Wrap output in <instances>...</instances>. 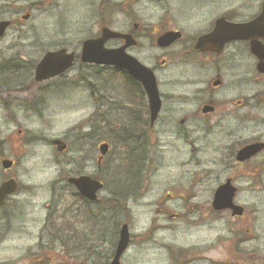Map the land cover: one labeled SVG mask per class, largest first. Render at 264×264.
<instances>
[{"label":"rangeland","instance_id":"1","mask_svg":"<svg viewBox=\"0 0 264 264\" xmlns=\"http://www.w3.org/2000/svg\"><path fill=\"white\" fill-rule=\"evenodd\" d=\"M237 1H242L236 4L243 5L246 16L255 14L262 2ZM104 3L108 5L103 8ZM27 11L30 17L25 20L23 16ZM202 15L205 13L201 11L190 14L188 0H132L131 3L124 0H0V20H14L5 37L0 39V68L6 62L20 63L23 67L19 74L9 71L0 75V183L11 177L20 183L19 192L0 208V264L110 262L115 250L112 252L115 234L102 236L96 230L107 218L97 221L96 215L86 213L82 204L74 201L66 178L77 175V171L98 175L105 184L99 194L100 200H104L115 189V177L117 181H125L126 176H130L131 180L137 172V167L131 165L126 170L128 175L122 174L130 149L108 135L113 123L120 128L131 123L127 114L113 108L110 117L112 103L126 108L130 104V100L124 98L122 74L112 67L77 61L65 74L40 83L34 79V68L42 55L62 47L79 54L82 42L100 35L104 25L125 31L136 21L149 29L142 39L140 56L154 63L161 61L163 55L154 45L156 30L177 27L188 37L200 26ZM107 46L111 47L112 42ZM161 77L166 97L174 95L167 101L177 108V118L189 114L188 86L181 82L188 80L187 71L184 70L181 78L178 69H166ZM253 92L256 91L251 85L244 87V95ZM12 99L22 106L14 105L9 109L5 102ZM90 117L93 121L83 128L87 138L82 142L79 137L82 130L75 126L89 123ZM162 117L168 118L165 112ZM170 122L174 123L167 119L166 127H172ZM250 123L243 127L245 132L264 133V126ZM88 133L93 135L91 140ZM166 134L160 135V139L172 142L167 144L170 146L167 157L163 158L158 150L145 157L149 162L144 177L139 176L135 196L127 200L126 212L118 210L119 220L129 222L133 237L121 262L184 264L192 257L194 263L187 264H218L216 261L222 259L224 249L216 243L208 253L207 231L188 226L193 218L188 213L205 208L210 188L223 177L221 166L209 162L216 159L218 153L196 152L194 158L179 141L171 139L176 135L174 130ZM100 138L111 148L105 163L97 167ZM53 139L68 143V149L59 152L51 142ZM192 158L196 162L189 164ZM4 159L15 160L16 164L5 170L1 165ZM136 160L133 157V161ZM51 204L52 211L56 212L52 217H63L64 242L61 245L65 246L52 244L40 261L41 257L32 253H37ZM92 209L93 212L101 209L106 215L116 213L100 206ZM177 212L185 217L171 215ZM71 213L74 219L69 220ZM107 229L106 225L105 233ZM215 234L213 231L211 235L213 243ZM208 256L211 261L206 260Z\"/></svg>","mask_w":264,"mask_h":264},{"label":"flooded vegetation","instance_id":"2","mask_svg":"<svg viewBox=\"0 0 264 264\" xmlns=\"http://www.w3.org/2000/svg\"><path fill=\"white\" fill-rule=\"evenodd\" d=\"M241 2L188 0L190 14L197 11L205 13L202 15L200 26L188 37L177 27L156 30L154 45L160 48L163 55L161 61L156 60L154 63L146 62L140 56L142 39L147 36L149 29L133 21L130 29L123 31L131 34L136 41L135 45L127 48V52L154 71L161 109L156 121L151 124L145 88L127 72L119 69L118 73L125 79L124 98L126 101L130 100L131 105L129 104L128 108L118 107L111 101L114 106L111 107L110 116L113 108L124 112L129 118L136 117L137 127H124L122 136L125 146L129 149L137 143L136 148L142 152L144 158L156 150L163 158L167 157L170 147L167 144L172 142L161 141L160 135H167L166 133L173 130L176 135L171 139L174 142L179 141L184 146L183 149L191 152L194 158L196 152L218 153L216 159L209 162L221 166L223 177L210 188L205 208H196L188 213L193 217L188 222L190 229L207 231L206 251L211 252L216 243L224 249L222 259L216 261L218 264H264V133H249L243 130L248 122L254 126H264V72L257 68L259 59L251 51L249 40L233 38L237 30L235 25L253 20L260 13L264 0L261 7L251 16L244 14L242 4H236ZM167 31H180L181 37L169 46H157L156 39ZM204 36L209 39L205 42V47L200 48L198 41ZM261 40L264 43V39ZM111 42V48L116 49L123 46L125 40L117 38ZM166 69H178L181 78L184 70L188 73V80H181L188 86L186 101L189 102L191 110L186 116L177 118V108L167 101L173 99L174 95L166 97L163 92L165 85L161 80V72ZM248 85L256 92L244 95V87ZM258 91L260 92L257 93ZM5 104L9 109L20 105L15 99L6 101ZM123 108L125 110L121 111ZM164 112L167 119L174 122L169 123L171 128L166 127L167 119L162 117ZM120 129L113 123L109 133L116 135ZM254 144L263 146L250 157L239 160V151ZM194 158L192 161L187 159L189 164L196 162ZM13 161L15 165L16 162ZM142 161L146 165L149 162L146 158ZM224 185L227 186L221 193L222 198L229 199L233 195L232 203L238 209L214 207L216 191ZM171 215L179 218L181 215L180 219L185 217V214L178 212ZM213 231L216 232L214 243L211 237ZM189 258L191 261L184 264L194 263L195 260ZM207 258L211 261L209 256L206 260Z\"/></svg>","mask_w":264,"mask_h":264},{"label":"water","instance_id":"3","mask_svg":"<svg viewBox=\"0 0 264 264\" xmlns=\"http://www.w3.org/2000/svg\"><path fill=\"white\" fill-rule=\"evenodd\" d=\"M26 14L24 18H28ZM9 20L0 21V38L3 37L10 26ZM235 36L233 38L249 40L253 54L258 59V70L264 72V3L261 12L250 22L235 25ZM181 37L180 32L168 31L157 39V44L161 47L171 45L175 40ZM232 37V36H231ZM124 39L125 43L119 48H109L106 46L111 39ZM208 36L201 37L198 41V46L204 48ZM136 44L134 37L131 34L115 31L107 26L102 27L101 34L96 38H88L83 41L80 60L87 64H96L107 67H117L126 71L132 78L140 82L145 88L150 105L151 124H153L161 109V98L157 87V79L153 70L142 64L137 58L127 53V48ZM76 60L75 51H69L67 48H61L46 52L35 68V81L43 82L68 71L71 69ZM53 144L57 146V150L62 152L67 149V144L59 139L53 140ZM262 144H254L246 146L238 153V159L244 160L260 148ZM100 156L98 163L100 164L103 157L109 151V145L102 143L99 147ZM3 167L10 168L13 165L11 160H3ZM68 183L73 185L77 191L90 201L99 200V192L104 188L103 182L92 178L89 175L70 176L67 179ZM227 185L221 186L214 197L215 208H233L238 209L232 203L231 195L229 199H224L221 196L223 189ZM19 185L15 179H8L0 184V206L5 203L8 196L18 191ZM131 241L130 231L127 224H124L120 229V236L115 250L114 257L110 264H121V258L129 247Z\"/></svg>","mask_w":264,"mask_h":264},{"label":"trees","instance_id":"4","mask_svg":"<svg viewBox=\"0 0 264 264\" xmlns=\"http://www.w3.org/2000/svg\"><path fill=\"white\" fill-rule=\"evenodd\" d=\"M108 4L107 3H104L102 4L103 8L106 7ZM34 67V66H33ZM21 68L22 65L20 63H17V64H11L10 62H6L4 65L1 66L0 68V75H3L9 71H13L14 73H18L21 71ZM93 92V91H92ZM101 103V102H99ZM96 114H94L95 116ZM111 117V116H110ZM92 117H90V121L89 123H81L80 125H77L75 126L76 128L75 129H81L82 132L79 134V137L80 139L82 140V142L87 138L86 134H84L83 132V128H85L88 124L91 123V121H93L91 119ZM140 120V119H139ZM137 119L135 116H132L131 117V123L129 125L126 126V128L128 127H131V128H128V129H134L135 127H137ZM140 126V125H139ZM124 127H121V131H118L116 133V135H111L110 133L108 134L110 137H113L114 140L118 139L120 142H122L123 144L125 143L124 139H123V130H124ZM89 136V139L91 140L92 139V133H88L87 134ZM125 138V137H124ZM88 140V139H87ZM98 144L103 142L102 138H100L98 140ZM86 143H84L85 145ZM84 145H81V151H84ZM136 145L137 143H135L133 145V148L130 149V155L128 156V162H127V166L126 168L122 171V174L123 173H126V175H128L127 173V169L129 166H136L137 167V172L136 174H134V179L131 178L130 180V176H126L127 179L125 181L123 180H119L117 181L116 177L113 179V183L115 185V189L113 191H111V196H109L108 198L104 199V200H100L99 202H91L89 200H87L86 198L82 197L77 191L76 189L73 187V186H70L69 190H70V194L73 195L72 197L74 198V201L75 202H80L82 204V207H84V210L86 213H89L90 216H92V214H94V216L96 215V218H97V221L101 218L104 217V218H107L106 221H102L100 224L97 225L98 229L97 232L98 234L100 235H109L110 234H115V242L113 244V247H112V252L113 250L115 249V246H116V243H117V239H118V235H119V226L121 225L122 223V220H119V216L120 215L118 213V210H122L124 209L125 212H126V203H127V200L128 199H131L133 196H135L136 194V190L138 189V184L141 180V178L139 176H143L144 172H145V166L146 164H143V160H145L144 156H142V152L139 151L138 148H136ZM135 155V156H133ZM133 157H136V161L134 162L133 161ZM106 158V157H105ZM145 162V161H144ZM105 163V159L103 160V162L101 163L100 167ZM135 171H136V168H133ZM83 171H77V175L79 174H83L82 173ZM121 173V171H120ZM93 177L97 178V179H100L98 175H94L92 174ZM131 175V174H129ZM144 177V176H143ZM101 180V179H100ZM130 186V187H129ZM100 206L102 209H109L111 212H114L116 211L115 214H112V215H106L104 212H102L103 210L101 209H96L95 212H93V207H98ZM54 213H51V214H56L55 212V209H53ZM63 215V214H62ZM74 219V215L72 216V213H71V216H70V219L69 220H72ZM61 220V221H59ZM124 220V219H123ZM63 223H64V220H63V217H60V219H55L54 217H51L47 227H46V235L48 236H45L44 238V241L41 242L40 246L36 249V254L37 256L41 257V258H38V260L40 259H43L44 256H45V253L44 251L46 249H51L52 248V244H55L57 243L58 246H61V242H64V234H63ZM106 225L108 226V229L105 233V227ZM68 230V229H67ZM69 239L71 238L70 236L68 237ZM45 243H47L45 245ZM65 246V245H64ZM64 246H61V247H64ZM35 254V255H36ZM42 254V255H40ZM113 255V253H111V256ZM42 261V260H40ZM107 263L105 264H109V261L106 260Z\"/></svg>","mask_w":264,"mask_h":264}]
</instances>
